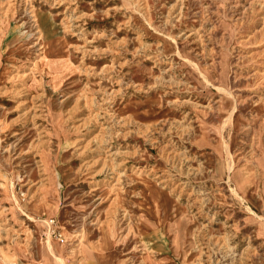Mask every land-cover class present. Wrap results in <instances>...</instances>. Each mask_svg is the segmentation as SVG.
<instances>
[{"label":"rangeland","instance_id":"obj_1","mask_svg":"<svg viewBox=\"0 0 264 264\" xmlns=\"http://www.w3.org/2000/svg\"><path fill=\"white\" fill-rule=\"evenodd\" d=\"M50 240L264 264V0H0V264Z\"/></svg>","mask_w":264,"mask_h":264},{"label":"bare ground","instance_id":"obj_2","mask_svg":"<svg viewBox=\"0 0 264 264\" xmlns=\"http://www.w3.org/2000/svg\"><path fill=\"white\" fill-rule=\"evenodd\" d=\"M260 1V0H259ZM228 68V67H227ZM224 69H225V67H224ZM225 71V70H224ZM224 75V74H223ZM222 79H223V76L221 77ZM226 80V79H225ZM223 82H224V80H223ZM226 86V85H225ZM224 86V87H225ZM220 90H222V91H225V92H228V93H230V91H227V90H224L223 88H221L220 87ZM236 109V108H235ZM237 110V109H236ZM232 118H233V120H234V123H235V116L232 114ZM216 164V163H215ZM25 214V213H24ZM56 214V213H55ZM34 217V216H33ZM54 217V216H53ZM33 219V218H32ZM53 219V218H52ZM45 221V220H44ZM38 222H40L39 220H38ZM133 222V221H132ZM47 223V222H46ZM48 224V223H47ZM42 226L44 227L45 226V222H41V228H42ZM51 227V226H50ZM168 228V227H167ZM144 230V229H143ZM44 231V230H43ZM51 234V233H50ZM162 235V234H161ZM163 236V235H162ZM142 237V236H141ZM49 238H50V235H49ZM150 238V237H149ZM162 238V237H161ZM147 239V238H146ZM145 239V240H146ZM55 240V239H54ZM91 241V240H90ZM148 241V240H147ZM153 241V240H152ZM54 241L51 243V240H50V242L48 243V244H46V245H49V247H48V251H49V253H50V256L52 257V258H54L55 259V263L57 262V264H67L68 262H67V259H66V256H65V252H64V249H63V247H59V246H57L56 244H57V242H56V244L54 243ZM152 243V242H151ZM150 244V243H149ZM158 245V244H157ZM161 245V244H160ZM42 248H43V246H42ZM101 249V248H100ZM44 250V249H43ZM81 252V251H80ZM42 253H43V251H42ZM48 253V254H49ZM84 261V260H83ZM52 262V261H51ZM94 262V261H93ZM97 264V263H96Z\"/></svg>","mask_w":264,"mask_h":264},{"label":"built area","instance_id":"obj_3","mask_svg":"<svg viewBox=\"0 0 264 264\" xmlns=\"http://www.w3.org/2000/svg\"><path fill=\"white\" fill-rule=\"evenodd\" d=\"M53 235L60 238L61 240L64 239V235L62 233H60L59 231H53Z\"/></svg>","mask_w":264,"mask_h":264}]
</instances>
